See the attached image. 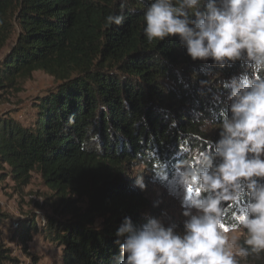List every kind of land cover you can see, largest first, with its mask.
Masks as SVG:
<instances>
[{"label":"trees","instance_id":"16d2710c","mask_svg":"<svg viewBox=\"0 0 264 264\" xmlns=\"http://www.w3.org/2000/svg\"><path fill=\"white\" fill-rule=\"evenodd\" d=\"M150 2L0 0V47L16 34L0 60V89H15L35 71L56 82L33 102L32 123L0 117V180L23 187L38 173L52 192L44 201L53 200L60 216L18 222L13 238L25 250L41 235L61 248L59 264H116L123 219L142 224L157 214L131 168L160 183L182 174L181 162L220 138L218 125L230 115L226 85L252 77L241 60H193L178 36L148 42ZM122 4L123 24L106 26ZM246 201L245 193L232 207L222 202L224 222L234 223ZM7 217L0 210V221ZM0 264H18L1 242ZM242 264H264V252Z\"/></svg>","mask_w":264,"mask_h":264},{"label":"clouds","instance_id":"9594fccd","mask_svg":"<svg viewBox=\"0 0 264 264\" xmlns=\"http://www.w3.org/2000/svg\"><path fill=\"white\" fill-rule=\"evenodd\" d=\"M123 13L122 4L106 26L123 24ZM143 20L148 42L178 36L193 60H241L253 74L226 85L230 115L218 125L220 138L180 164L196 193L183 232L166 226L165 214L142 224L125 217L115 232L116 264H239L237 257L264 252V0H151ZM245 193L244 210L225 223L222 202L232 207Z\"/></svg>","mask_w":264,"mask_h":264},{"label":"rangeland","instance_id":"374dc122","mask_svg":"<svg viewBox=\"0 0 264 264\" xmlns=\"http://www.w3.org/2000/svg\"><path fill=\"white\" fill-rule=\"evenodd\" d=\"M16 38L13 33L3 47H0V60L11 48ZM56 85L54 79L42 71H35L31 77L20 83L15 89H0V117L9 116L24 124H30L34 120L32 107L36 97L45 94ZM133 178L144 181V193L155 205L156 215L161 217L165 225H174L178 233L183 232V224L187 219L183 215L184 209L191 199L195 198V190L187 191V186L179 174L170 181L155 182L149 180V174L140 165L130 170ZM52 196V192L44 185L38 173H32L26 186L17 185L11 178L0 180V210L8 217L0 221V242L10 250V256L18 261V264H59L61 262V248L53 245L41 235H33L28 241L27 249L23 248V242L17 237L13 238V232L28 216L34 217L36 224H44L50 218L58 217L53 209V200L46 203V197ZM78 205H84L79 201ZM63 218V217H62ZM240 239L244 237L240 233ZM239 264L242 258L237 257Z\"/></svg>","mask_w":264,"mask_h":264},{"label":"snow or ice","instance_id":"6c2138e0","mask_svg":"<svg viewBox=\"0 0 264 264\" xmlns=\"http://www.w3.org/2000/svg\"><path fill=\"white\" fill-rule=\"evenodd\" d=\"M187 191H188L189 193H192V192L194 191V189H192V188H188Z\"/></svg>","mask_w":264,"mask_h":264}]
</instances>
